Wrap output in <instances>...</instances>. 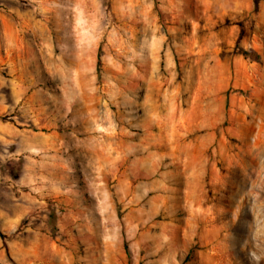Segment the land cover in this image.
<instances>
[{"label":"rangeland","instance_id":"1","mask_svg":"<svg viewBox=\"0 0 264 264\" xmlns=\"http://www.w3.org/2000/svg\"><path fill=\"white\" fill-rule=\"evenodd\" d=\"M258 44L264 0H0V264H264Z\"/></svg>","mask_w":264,"mask_h":264},{"label":"trees","instance_id":"2","mask_svg":"<svg viewBox=\"0 0 264 264\" xmlns=\"http://www.w3.org/2000/svg\"><path fill=\"white\" fill-rule=\"evenodd\" d=\"M258 4H259V0H255L256 7L258 6ZM239 51L246 58L247 57H251L253 54H256L255 55L256 57H259L258 54L255 51L247 50V49H244V48H239Z\"/></svg>","mask_w":264,"mask_h":264},{"label":"crops","instance_id":"3","mask_svg":"<svg viewBox=\"0 0 264 264\" xmlns=\"http://www.w3.org/2000/svg\"><path fill=\"white\" fill-rule=\"evenodd\" d=\"M250 47H252L253 49L252 48L249 49V48H246V47H244V49L255 51V52H257L259 57L262 56V53L264 51V47L261 44L260 45L258 44L257 46H250Z\"/></svg>","mask_w":264,"mask_h":264}]
</instances>
